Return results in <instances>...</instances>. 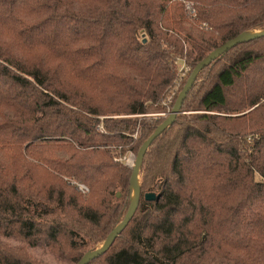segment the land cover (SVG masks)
Masks as SVG:
<instances>
[{
    "label": "trees",
    "instance_id": "16d2710c",
    "mask_svg": "<svg viewBox=\"0 0 264 264\" xmlns=\"http://www.w3.org/2000/svg\"><path fill=\"white\" fill-rule=\"evenodd\" d=\"M263 29L264 0H0V264H47L29 249L77 264L100 248L132 201V168L115 159L165 120L136 116L173 95L171 112L198 63ZM139 188L87 264H264V37L198 74Z\"/></svg>",
    "mask_w": 264,
    "mask_h": 264
},
{
    "label": "water",
    "instance_id": "95a60500",
    "mask_svg": "<svg viewBox=\"0 0 264 264\" xmlns=\"http://www.w3.org/2000/svg\"><path fill=\"white\" fill-rule=\"evenodd\" d=\"M260 37H264V29L252 31V32L245 33V34H240L236 36L235 38L227 41L226 43L218 47L216 50H214L213 52H211L200 63H198L197 66L192 70L184 88L179 93L171 112L168 114V116L165 118L162 124L154 131V133L141 145L137 155L135 156V160L132 165V172L130 176V188L132 191V201H131V206L128 212L126 213L124 219L118 226H116L108 234L105 242L100 248L88 252L77 264H87L91 260L107 252V250L110 248V246L112 245L114 240L117 238V236L122 233V231L126 228V226L131 221L133 215L135 214L139 206V200H140L139 170H140V166H141L145 151L147 150L149 145L152 143V141L156 137H158L168 126H170L175 121L176 117L181 113V107H182L183 101L188 91L191 89L193 83L195 82L198 74L212 61H214L221 55L225 54L233 47L239 44H242L244 42H248L253 39L260 38ZM155 199H157V197L154 194L145 195L146 201H154Z\"/></svg>",
    "mask_w": 264,
    "mask_h": 264
},
{
    "label": "rangeland",
    "instance_id": "374dc122",
    "mask_svg": "<svg viewBox=\"0 0 264 264\" xmlns=\"http://www.w3.org/2000/svg\"><path fill=\"white\" fill-rule=\"evenodd\" d=\"M184 9H185V6H184ZM185 11H186V9H185ZM195 12H196V10H195ZM188 15H189V17H192L189 13H188ZM201 28L207 29L206 28V24H202ZM178 70H179V73H180V77L184 78L187 75L189 69L184 66V62L183 61H179L178 62ZM172 98H173V95H171L167 99V101L164 103V105L166 106V112L165 113L148 114V115H145V116H136V117H138L140 119H143V120H145L144 118H146L150 122L157 121L158 119L159 120L165 119L167 117L168 113L170 112L169 106H170V104L172 102ZM98 131L100 133H104V130H103V128L101 126L98 128ZM139 134H138V132H136L133 135V138L134 139L138 138ZM134 160H135V157L130 152H127L124 155H122V156H120V157L115 159L116 162L122 163L125 166L130 167V168H132ZM71 185L75 186L77 189H78V187H77L78 185L83 186V187H85L87 189V191L85 193L88 192V188L85 185H83V184H79L78 182L71 181ZM12 244L13 245H17L16 243H12ZM28 251H29V253L31 255L36 256L38 258H41L47 264H73L72 262H70V261H68V260H66V259H64L62 257L52 256V255L48 254L47 252H45L43 250H40V249H37V250H30L29 249Z\"/></svg>",
    "mask_w": 264,
    "mask_h": 264
},
{
    "label": "built area",
    "instance_id": "2783aa9c",
    "mask_svg": "<svg viewBox=\"0 0 264 264\" xmlns=\"http://www.w3.org/2000/svg\"><path fill=\"white\" fill-rule=\"evenodd\" d=\"M182 3L185 6L186 11L192 16V18H194L196 15V12H195V9L193 7V4L189 3V2H182ZM77 187H78V190L83 192V193H85L87 191V189L83 186L78 185Z\"/></svg>",
    "mask_w": 264,
    "mask_h": 264
}]
</instances>
